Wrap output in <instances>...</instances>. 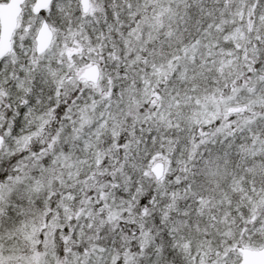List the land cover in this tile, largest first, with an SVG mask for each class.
<instances>
[{
    "label": "snow or ice",
    "instance_id": "snow-or-ice-1",
    "mask_svg": "<svg viewBox=\"0 0 264 264\" xmlns=\"http://www.w3.org/2000/svg\"><path fill=\"white\" fill-rule=\"evenodd\" d=\"M0 264H264V0H0Z\"/></svg>",
    "mask_w": 264,
    "mask_h": 264
}]
</instances>
